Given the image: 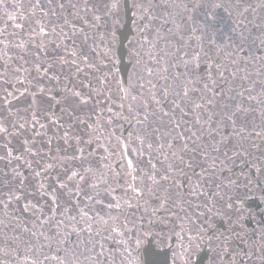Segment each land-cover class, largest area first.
Here are the masks:
<instances>
[{
	"label": "snow or ice",
	"instance_id": "obj_1",
	"mask_svg": "<svg viewBox=\"0 0 264 264\" xmlns=\"http://www.w3.org/2000/svg\"><path fill=\"white\" fill-rule=\"evenodd\" d=\"M0 12V264H264V0Z\"/></svg>",
	"mask_w": 264,
	"mask_h": 264
},
{
	"label": "water",
	"instance_id": "obj_2",
	"mask_svg": "<svg viewBox=\"0 0 264 264\" xmlns=\"http://www.w3.org/2000/svg\"><path fill=\"white\" fill-rule=\"evenodd\" d=\"M0 17H3L2 12H0ZM2 24H3V19H0V26H2ZM117 31L118 34L121 35V40H123L124 34L128 35V40H123L124 48L121 49V51H125L128 47H130L129 41H134V34L131 32V29L127 24L123 27L118 28ZM117 47L119 48V45H117ZM125 63H127V59H125ZM29 103H30V98L28 97L21 98L18 101V104L22 107L27 106ZM127 212L129 214H134L136 213V209L134 207L129 208L127 209ZM168 227H169L168 225H164V224L154 225V228L164 229V232H162L160 236L156 239H152L151 236H148L143 240L142 244L140 245L141 256L138 258L137 264H144L145 252L149 249H154L159 253L161 257L167 255L168 264H184L182 258H176L177 254L181 250L180 249L181 242L177 237H174L170 233H168L167 231ZM161 239L163 240V242H161ZM193 260L194 261L196 260L195 256L193 257Z\"/></svg>",
	"mask_w": 264,
	"mask_h": 264
}]
</instances>
